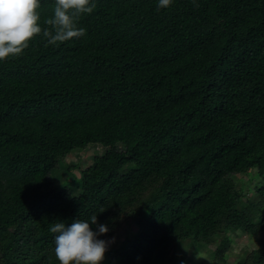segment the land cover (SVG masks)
<instances>
[{
  "label": "trees",
  "instance_id": "16d2710c",
  "mask_svg": "<svg viewBox=\"0 0 264 264\" xmlns=\"http://www.w3.org/2000/svg\"><path fill=\"white\" fill-rule=\"evenodd\" d=\"M94 2L84 37L0 61V264H60L50 225L94 213L122 234L104 264H227L235 231L256 247L233 264H264V0Z\"/></svg>",
  "mask_w": 264,
  "mask_h": 264
},
{
  "label": "clouds",
  "instance_id": "9594fccd",
  "mask_svg": "<svg viewBox=\"0 0 264 264\" xmlns=\"http://www.w3.org/2000/svg\"><path fill=\"white\" fill-rule=\"evenodd\" d=\"M172 3L173 0H158L157 7L166 9ZM40 7V0H0V61L22 56L36 36L53 46L84 37L86 29L80 26L81 18L91 15L96 4L94 0H54L52 16L38 23ZM97 215L76 219L70 226L64 222L50 225L60 264H102L108 242L99 237L109 229L98 223Z\"/></svg>",
  "mask_w": 264,
  "mask_h": 264
},
{
  "label": "rangeland",
  "instance_id": "374dc122",
  "mask_svg": "<svg viewBox=\"0 0 264 264\" xmlns=\"http://www.w3.org/2000/svg\"><path fill=\"white\" fill-rule=\"evenodd\" d=\"M102 152L103 149L100 146L91 144L86 149L65 154L62 156L61 173L64 174L68 168L71 173L76 176V179L80 180L82 172L91 166L93 164L94 157L101 154ZM230 177L238 185L240 181H243V183L246 181L248 182V179H250L251 175L236 178V176L232 174ZM255 183L260 184V180L256 179L254 182H249L246 185L248 189L246 192L248 191V196L250 197L253 195V190L251 187L255 185ZM73 184V186H76L77 182H74ZM121 236L122 234L118 232L110 239L105 240L108 242V250L106 255L114 246L118 245ZM228 240L230 241L232 256L229 257L227 264H233V260L236 256H239L243 252L253 250L256 247L255 238H249L247 235L238 231L232 232L228 236H224L222 238L218 237L216 245ZM213 250L214 247H206L201 252L197 253H194V251L191 249L182 250L176 254V264H217L213 262ZM106 255L102 264L106 262Z\"/></svg>",
  "mask_w": 264,
  "mask_h": 264
}]
</instances>
